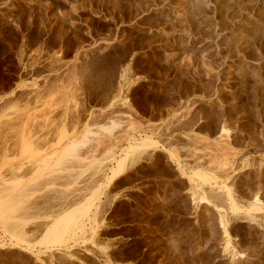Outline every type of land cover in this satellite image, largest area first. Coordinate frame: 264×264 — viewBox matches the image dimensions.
<instances>
[{"label": "rangeland", "instance_id": "374dc122", "mask_svg": "<svg viewBox=\"0 0 264 264\" xmlns=\"http://www.w3.org/2000/svg\"><path fill=\"white\" fill-rule=\"evenodd\" d=\"M0 264H264V0H0Z\"/></svg>", "mask_w": 264, "mask_h": 264}, {"label": "bare ground", "instance_id": "6f19581e", "mask_svg": "<svg viewBox=\"0 0 264 264\" xmlns=\"http://www.w3.org/2000/svg\"><path fill=\"white\" fill-rule=\"evenodd\" d=\"M119 169H120V167H119ZM118 171H120V170H118ZM119 173H120V172H117V171H116V172H115V176L118 175Z\"/></svg>", "mask_w": 264, "mask_h": 264}]
</instances>
